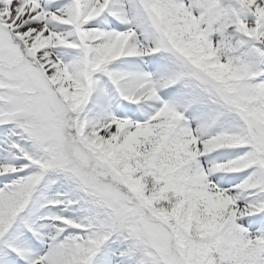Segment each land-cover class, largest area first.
Instances as JSON below:
<instances>
[{
  "label": "snow or ice",
  "instance_id": "6c2138e0",
  "mask_svg": "<svg viewBox=\"0 0 264 264\" xmlns=\"http://www.w3.org/2000/svg\"><path fill=\"white\" fill-rule=\"evenodd\" d=\"M0 264H264V0H0Z\"/></svg>",
  "mask_w": 264,
  "mask_h": 264
}]
</instances>
